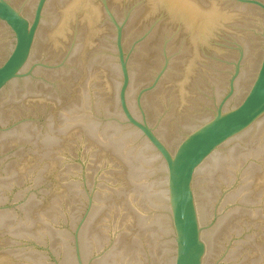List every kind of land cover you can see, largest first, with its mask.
<instances>
[{
  "label": "water",
  "instance_id": "1",
  "mask_svg": "<svg viewBox=\"0 0 264 264\" xmlns=\"http://www.w3.org/2000/svg\"><path fill=\"white\" fill-rule=\"evenodd\" d=\"M0 264H264V0H0Z\"/></svg>",
  "mask_w": 264,
  "mask_h": 264
}]
</instances>
